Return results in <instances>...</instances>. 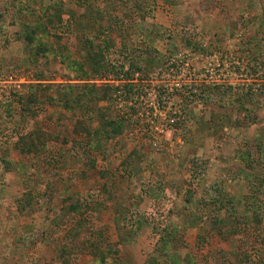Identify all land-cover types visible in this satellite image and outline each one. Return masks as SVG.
Returning a JSON list of instances; mask_svg holds the SVG:
<instances>
[{
  "label": "rangeland",
  "instance_id": "374dc122",
  "mask_svg": "<svg viewBox=\"0 0 264 264\" xmlns=\"http://www.w3.org/2000/svg\"><path fill=\"white\" fill-rule=\"evenodd\" d=\"M85 216L68 264H264V0H0V264Z\"/></svg>",
  "mask_w": 264,
  "mask_h": 264
},
{
  "label": "trees",
  "instance_id": "16d2710c",
  "mask_svg": "<svg viewBox=\"0 0 264 264\" xmlns=\"http://www.w3.org/2000/svg\"><path fill=\"white\" fill-rule=\"evenodd\" d=\"M100 68L102 69L104 67H100ZM121 69H122V67H121ZM93 70L95 73H98L100 71L99 67H93ZM89 90H91V89H89ZM106 93H107V91H105V94H103L105 97H106ZM103 95H102V98L104 97ZM114 124H115V122L112 123V125H114ZM111 129H112L111 133H108L105 136H103L106 140L109 139V137H111L112 134L118 135L121 132V125H119V126L115 125ZM18 144H19V146H17V147L24 154H30V153H34V152L38 153V149H39V147L37 146L38 143L37 144L36 143L35 144L30 143V142L26 143V141L24 139H22V140L18 141ZM11 165H12V163H8L9 170L13 169V167ZM75 212H77V210ZM196 216L197 215L195 213L192 216L190 214V217L192 219H194L195 223H197V221H198V218ZM85 219H87L86 216L84 218L81 217L79 219V221L77 220L78 221L77 224L71 225L68 228V230L66 231L65 234H66V236H68L67 238L70 240V242H67V244H64L63 240H61V242H59V245L63 249L60 250L58 248L57 252H55L56 254L53 256V260H55L57 264H68L71 260V257L73 255H75L76 253H78V251H79L78 245H76L74 242L77 241L76 239L79 237L82 227H84L83 226L84 224L81 225L80 222L83 221V223H84ZM217 224L221 225V224H223V221H218L216 223V225ZM76 225H79V226H76ZM106 254H104V252H103V253H101V256L99 258H92L91 260L88 261V264H108V256H106Z\"/></svg>",
  "mask_w": 264,
  "mask_h": 264
},
{
  "label": "built area",
  "instance_id": "2783aa9c",
  "mask_svg": "<svg viewBox=\"0 0 264 264\" xmlns=\"http://www.w3.org/2000/svg\"><path fill=\"white\" fill-rule=\"evenodd\" d=\"M174 120H170V122L172 123Z\"/></svg>",
  "mask_w": 264,
  "mask_h": 264
},
{
  "label": "crops",
  "instance_id": "0c3cea01",
  "mask_svg": "<svg viewBox=\"0 0 264 264\" xmlns=\"http://www.w3.org/2000/svg\"><path fill=\"white\" fill-rule=\"evenodd\" d=\"M29 228V227H28Z\"/></svg>",
  "mask_w": 264,
  "mask_h": 264
}]
</instances>
